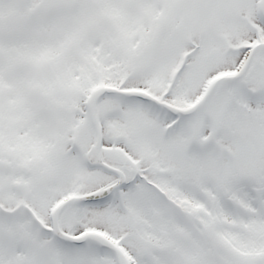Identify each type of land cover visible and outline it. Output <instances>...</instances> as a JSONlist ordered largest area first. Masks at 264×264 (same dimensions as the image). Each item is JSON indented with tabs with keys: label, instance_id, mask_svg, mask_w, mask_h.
I'll return each instance as SVG.
<instances>
[{
	"label": "snow or ice",
	"instance_id": "6c2138e0",
	"mask_svg": "<svg viewBox=\"0 0 264 264\" xmlns=\"http://www.w3.org/2000/svg\"><path fill=\"white\" fill-rule=\"evenodd\" d=\"M0 264H264V0H0Z\"/></svg>",
	"mask_w": 264,
	"mask_h": 264
}]
</instances>
